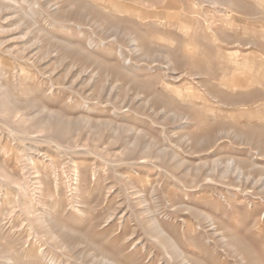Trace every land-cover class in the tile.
Wrapping results in <instances>:
<instances>
[{
    "label": "rangeland",
    "instance_id": "obj_1",
    "mask_svg": "<svg viewBox=\"0 0 264 264\" xmlns=\"http://www.w3.org/2000/svg\"><path fill=\"white\" fill-rule=\"evenodd\" d=\"M157 230L264 264V0H0V264H184Z\"/></svg>",
    "mask_w": 264,
    "mask_h": 264
},
{
    "label": "bare ground",
    "instance_id": "obj_2",
    "mask_svg": "<svg viewBox=\"0 0 264 264\" xmlns=\"http://www.w3.org/2000/svg\"><path fill=\"white\" fill-rule=\"evenodd\" d=\"M47 228V227H46ZM157 232V236L159 237V238H166V237H164V233H162V231L161 230H157L156 231ZM54 238H56V236L54 237ZM167 240H166V242H167V246H166V242H165V248H169V249H171L172 251L174 250V252H176V253H174V254H176L177 255V257L178 258H180V260L184 263V264H192L191 262H190V259L187 257V258H185L184 257V255H183V251H181L180 250V247H178V245L173 241V240H171V239H168V238H166ZM55 240V239H54ZM175 255V256H176ZM192 260V259H191ZM192 261H194V260H192Z\"/></svg>",
    "mask_w": 264,
    "mask_h": 264
}]
</instances>
